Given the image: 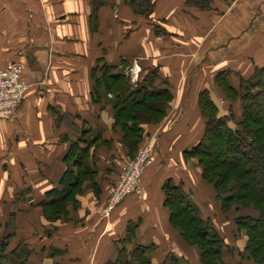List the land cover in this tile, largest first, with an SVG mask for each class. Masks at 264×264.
<instances>
[{
    "label": "crops",
    "instance_id": "crops-1",
    "mask_svg": "<svg viewBox=\"0 0 264 264\" xmlns=\"http://www.w3.org/2000/svg\"><path fill=\"white\" fill-rule=\"evenodd\" d=\"M105 1L93 23V0H0V68L17 62L30 86L16 113L0 120L1 208L12 206L23 191L30 192L27 202L18 204L21 214L9 249L24 240L33 264H109L121 247L154 245L153 264H163L170 255L201 264L199 251L170 224L162 188L168 179L183 184L201 215L211 218L228 241L221 222L232 224V212L222 214L199 161L184 154L205 133L200 94L209 92L220 116L232 105L238 111L240 103L228 99L217 76L229 71V85L238 88L240 79L264 67V0H214L210 9L189 6L187 0H157L151 18L137 16L123 0ZM103 58L111 66L128 62L133 82L154 72L156 85L163 84L173 95L163 121L146 127L155 136L154 163L141 179L142 195L127 196L112 213L104 208L113 186L108 182L116 181V175L105 182L103 196L86 186L80 207L70 211L68 221L45 224L37 204L59 184L67 168L64 157L77 139L66 124H88L112 142L96 152L99 184L109 168L125 165L127 151L114 129L112 110L104 109V100L99 104L92 99L93 71ZM11 215L0 210V235L11 232L6 226ZM29 220L33 226L27 235L22 222ZM131 225L135 236L128 244L123 240ZM45 229L53 232L45 235ZM231 234L236 249V242L241 243L237 252L243 251L242 240ZM45 249L61 255L41 259ZM231 257L237 262L233 264H240L238 255Z\"/></svg>",
    "mask_w": 264,
    "mask_h": 264
},
{
    "label": "trees",
    "instance_id": "trees-1",
    "mask_svg": "<svg viewBox=\"0 0 264 264\" xmlns=\"http://www.w3.org/2000/svg\"><path fill=\"white\" fill-rule=\"evenodd\" d=\"M123 1L137 16L151 18L157 0ZM105 2L93 0V23L97 22V11ZM213 2L214 0H187L186 4L210 9ZM98 63L99 66L93 71L95 86L91 93L92 99L99 104L104 100V109L106 106L111 108L114 129L121 133L120 143L127 151V158L123 161V164H126L133 160L139 149L145 145L150 134L147 133L146 127L158 125L167 116L173 95L167 87L158 88L156 74L152 71L143 80L133 82L128 73L125 74V70L130 69L128 62L123 61L121 65L111 66L103 58L99 59ZM229 75V71L220 73L216 82L232 103H240L241 116L238 117L234 105L230 107L227 115L220 116L219 105L212 100L208 91L202 92L199 97V109L205 119V133L198 145L186 151L184 155L187 159H198L203 169L202 177L213 187L222 214H239L236 216L231 213L232 216L235 215V235L237 234L243 243V251H238L240 264H243V261L249 264H264V232L260 229L264 226V194L257 186L259 177L255 171L258 167L256 162L259 163L261 159L264 161V123L254 116L264 108V67L257 69L252 77L240 79L238 88L229 85ZM132 99L134 102H131ZM58 117L61 119V116ZM230 122L235 126L231 127ZM65 126L77 136L64 157L67 168L59 184L46 192L43 200L37 204L51 222L66 218L69 203L75 207L80 205L79 198L83 196L86 186L100 197L108 185H113L108 190L107 202L123 170L122 166L119 170L109 168L103 185L99 184L96 180L99 174L96 152L101 146L110 148L112 142L103 138L102 131H95V128L88 124L78 126L71 123ZM115 175L116 181L108 182L110 177ZM105 182H108V185ZM162 189L166 197L164 205L170 211V224L187 245L199 251L200 263L233 264L227 258L226 252L231 256L234 250L226 243L213 220L201 215L192 194L186 191L183 184L168 179ZM28 192L25 190L18 194L13 204L17 206L27 202ZM14 222L15 214H12L11 221L6 222L11 232L2 235L0 239V264H4L10 256L18 259L20 264H33L29 263L33 255L31 250L23 253L19 246L10 253L8 251L10 240L17 230ZM133 231L135 226H129L127 237L123 241L129 244L135 236ZM133 246L132 249L126 246L119 248L116 259L109 264H153L152 258L156 249L154 245ZM51 255L55 259L61 255V251L54 250ZM180 262L181 259L168 256L163 264Z\"/></svg>",
    "mask_w": 264,
    "mask_h": 264
},
{
    "label": "built area",
    "instance_id": "built-area-1",
    "mask_svg": "<svg viewBox=\"0 0 264 264\" xmlns=\"http://www.w3.org/2000/svg\"><path fill=\"white\" fill-rule=\"evenodd\" d=\"M29 88L20 64L10 63L0 68V120L11 118L16 113L28 94ZM154 141L155 137H152L139 149L135 158L124 165L122 176L105 204L106 214L112 213L127 196L142 195L140 182L146 169L154 163Z\"/></svg>",
    "mask_w": 264,
    "mask_h": 264
},
{
    "label": "rangeland",
    "instance_id": "rangeland-1",
    "mask_svg": "<svg viewBox=\"0 0 264 264\" xmlns=\"http://www.w3.org/2000/svg\"><path fill=\"white\" fill-rule=\"evenodd\" d=\"M125 74H127L128 73V70L126 69L125 70ZM162 86H163V84H159L158 85V88H162ZM134 99H132V101L131 102H134L133 101ZM264 100V99H263ZM153 102H155V101H153ZM172 102V101H171ZM170 102V103H171ZM264 102V101H263ZM133 105V104H132ZM263 107H264V105H263ZM169 108H170V104H169ZM169 111V110H168ZM235 112V111H234ZM238 114H239V116L238 117H240L241 116V109H239L238 111ZM236 113V112H235ZM253 115V114H252ZM236 116H237V113H236ZM255 117H257V118H259V119H261L262 120V122L264 123V108L262 109V112H259L258 114H256V115H254ZM230 126L231 127H233V126H235V124H233V122H230ZM152 137H155V136H152L151 134H149V136H148V138H147V140H150ZM146 145V144H145ZM213 150H215V148H213ZM138 153V152H137ZM222 157H224V156H222ZM221 157V158H222ZM195 160H197L198 161V159H196V158H194ZM262 160V159H261ZM260 160V162L258 163V161L256 162L257 164H258V167H257V169L255 170V171H257V176L259 177L258 178V184H257V186L259 187V188H261L262 190H263V194H264V161H261ZM262 193V192H261ZM17 197V196H16ZM26 198V197H25ZM3 207V206H2ZM5 207V208H4ZM3 208H1V205H0V210H2V209H5V211L7 212V214H9L10 212H12V214H15V224L17 225V223H19V220H18V213L19 214H21V211H20V208H21V206H19V205H17V206H15V204H12V206H10V205H8V206H4ZM80 207V205H78V206H74L73 204H71V203H69L68 205H67V214H66V218L65 217H63V218H59L56 222H51L50 220H48L47 218H46V215H45V213L43 212V210L41 209L40 211L38 210V216L40 215V217H41V215H42V217H43V219H45V221H43V223H45V224H47V223H49V224H55V223H59V222H65V221H68L69 220V214H70V211H73V210H78V208ZM220 211V210H219ZM232 214H235L236 216H238L239 214L238 213H232ZM235 215H233V218L232 219H234V217H235ZM11 219H12V215L10 216V219H9V221H11ZM23 223V225L22 226H26L27 227V235H28V226H33V224H32V222H31V220H29L28 222H22ZM221 225H222V228H224V230H225V235H226V237H227V239H228V241H226L228 244H230L229 246H231V249H233L234 250V253H233V255L232 256H237L238 255V252H237V250H239V248H241V243H239V242H236V245L238 246V249H236L235 248V244L233 243V242H231L232 241V234L231 233H235V228H233L234 227V224H233V222H232V224H230V222H221ZM232 226V227H231ZM233 228L232 230H231V228ZM19 228V227H18ZM45 228H46V226H45ZM261 229V231L262 232H264V226L263 227H261L260 228ZM43 231V229H40V233ZM48 232H53V231H47L46 229H45V231H44V234L45 235H47V233ZM3 234L1 233V235H0V239H1V236H2ZM37 235V234H36ZM27 239V238H26ZM34 239H38V237H34ZM19 241H17V243H18ZM243 244V243H242ZM15 245H17L16 243H15ZM19 246H21V251L23 252V253H27V251L29 250L28 248H25V244H24V240H22V242L21 243H19L18 245H17V247H19ZM39 246H41V245H39ZM27 247V246H26ZM194 248V247H193ZM11 249H9L8 248V251H9V253L10 252H12V250L10 251ZM54 250H57V249H53V250H51V249H48V250H46L44 253H45V255L44 256H41L40 255V258L42 259V258H45V257H47V256H49L50 258H53L52 257V252L54 251ZM231 252V251H230ZM170 256H173V255H170ZM226 256L228 257V259L231 261V262H235V263H237L236 262V259L235 258H233V257H231L230 255H229V253H227L226 252ZM239 256V255H238ZM233 259H235V260H233ZM39 261V260H38ZM4 264H20V262L18 261V259H14L12 256H10L8 259H7V261H5V263ZM180 264H190V262L188 261V260H186L185 258H182L181 259V262H180ZM243 264H249L248 262H245V261H243Z\"/></svg>",
    "mask_w": 264,
    "mask_h": 264
}]
</instances>
